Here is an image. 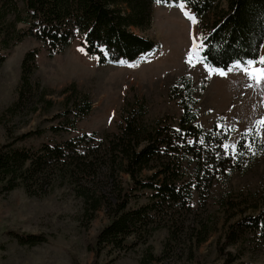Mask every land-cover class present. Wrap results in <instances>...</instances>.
Wrapping results in <instances>:
<instances>
[{"label": "trees", "instance_id": "1", "mask_svg": "<svg viewBox=\"0 0 264 264\" xmlns=\"http://www.w3.org/2000/svg\"><path fill=\"white\" fill-rule=\"evenodd\" d=\"M180 3L198 20L203 34L201 57L207 66L227 70L264 57V0H0V67L6 61L3 52L27 36L42 41L51 55L65 52L79 35L88 55L97 56L100 65L137 62L158 45L133 29L143 31L152 26L155 4ZM19 25L25 28L20 30ZM36 70V51H30L23 60L18 98L10 109L37 96L43 101L48 95L41 82L34 80ZM182 81L171 88L178 97L181 94L176 92L184 89L188 95L180 100L183 114L177 126L165 119L146 122L147 111L141 106L124 109L117 130L103 140L95 133H84L37 145L34 142L43 137L41 131L9 136L0 147V193L22 187L29 196L39 197L60 182L83 198L87 214L105 208L110 222L96 237V258L107 249L128 251L162 229L177 240L194 191L202 193L201 182L210 190L216 177L235 159L225 148L230 133L198 126V111L189 104L193 83L189 79L180 88ZM68 91L75 97V107L56 116L60 124L49 129L54 136L61 130H75L92 110L94 101L89 94L74 86L60 94ZM257 138H242L237 153L247 139ZM258 145L264 152V143ZM262 205L255 207L256 215L232 225L227 246L238 244L247 235L264 246V202ZM198 229L203 231L201 226ZM8 235L20 246L35 247L49 241L44 234L12 231ZM132 237L137 241L130 245ZM206 239L204 236L197 244ZM222 251L223 264H249L234 252ZM162 261V256L150 253L142 264Z\"/></svg>", "mask_w": 264, "mask_h": 264}, {"label": "rangeland", "instance_id": "2", "mask_svg": "<svg viewBox=\"0 0 264 264\" xmlns=\"http://www.w3.org/2000/svg\"><path fill=\"white\" fill-rule=\"evenodd\" d=\"M181 4H155L152 26L143 31L133 29L158 45L137 62L100 65L97 56L88 55L79 35L63 53L51 55L46 45L32 36L4 51L6 61L0 67V147L9 136L31 131L43 133L34 142L37 145L84 133H95L98 140H103L117 130L124 109L141 106L147 111L146 122L165 119L177 126L183 114L180 100L188 95L184 89L176 92L181 94L178 97L171 88L180 80V88H184L190 79L194 92L189 104L198 111V126L230 133L225 148L234 156V163L230 162L225 172L216 177L210 190L201 182L202 193L194 191L177 240L170 239L169 231L162 229L128 251L107 249L98 258L96 237L110 222L105 208L87 214L83 198L70 185L60 182L39 197L29 196L22 187L0 193V264H142L150 253L163 257L162 262L154 264H223L220 250L234 252L241 262L264 264V246L254 236L247 235L238 244L227 246L232 225L256 215V208L260 209L264 202V152L258 145L264 143V125L259 123L264 120V82L257 85L245 74L246 70L264 65L257 63L260 57L251 67L234 65L229 68L232 71L211 68L202 60L201 47L190 65L187 60L193 37L202 45L203 34L193 12L184 4L181 8ZM30 51H36L34 80L41 82L48 95L43 101L37 96L10 109L18 98L23 60ZM70 86L90 95L94 101L92 110L75 130H61L54 136L49 129L60 124L56 116L75 107L70 91L60 94ZM250 135L258 138L247 139L237 153L239 141ZM199 226L203 228L201 233ZM12 231L44 234L49 241L35 247L20 246L8 235ZM204 236L206 242L198 245ZM136 241L132 237L128 243Z\"/></svg>", "mask_w": 264, "mask_h": 264}, {"label": "snow or ice", "instance_id": "3", "mask_svg": "<svg viewBox=\"0 0 264 264\" xmlns=\"http://www.w3.org/2000/svg\"><path fill=\"white\" fill-rule=\"evenodd\" d=\"M161 0H157V3H160ZM181 8H183V4H181ZM186 17L189 18L190 20H192V22L194 23L195 20L194 18H192L191 16L188 15V13H185ZM200 47H202V45H199L197 44V39L196 37H193V45H192V48L189 50V53H188V60L187 62L191 65L192 63V58H193V55L194 53L196 52V50H198ZM253 61H248L247 62V65L249 67H251L253 65ZM261 65H264V57H261L260 60L257 62ZM236 67H239V65H236ZM228 71H232V69H229ZM221 75L224 74L223 71L220 72ZM245 74L249 76L250 79H253L256 81L257 85L261 84V82H264V67H261V68H253L252 71H245ZM261 125H264V120L260 121L259 122ZM179 131V130H177Z\"/></svg>", "mask_w": 264, "mask_h": 264}]
</instances>
